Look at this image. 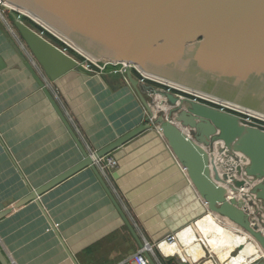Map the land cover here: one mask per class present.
Segmentation results:
<instances>
[{
  "label": "water",
  "instance_id": "water-1",
  "mask_svg": "<svg viewBox=\"0 0 264 264\" xmlns=\"http://www.w3.org/2000/svg\"><path fill=\"white\" fill-rule=\"evenodd\" d=\"M6 2L32 15L41 27L84 58L80 61L11 13L14 27L49 81L57 82L75 70L91 73L84 64L88 58L125 63L146 79H137L132 71L127 73L129 85L145 108V122L98 151L97 159L146 130L156 129L206 211L240 227L264 253V234L260 231V225L264 226V124L249 119L264 123V0ZM39 82L77 141L83 160L30 192L15 208L39 201L88 167L110 193L93 158L77 140L44 83ZM145 95L158 99L156 111L151 106L154 101H147ZM241 162L243 166L236 164ZM117 208L139 248H143L145 243ZM9 213L1 212L0 220ZM145 257L156 264L149 253ZM0 264H11L1 251ZM249 264H264V255Z\"/></svg>",
  "mask_w": 264,
  "mask_h": 264
},
{
  "label": "crops",
  "instance_id": "crops-1",
  "mask_svg": "<svg viewBox=\"0 0 264 264\" xmlns=\"http://www.w3.org/2000/svg\"><path fill=\"white\" fill-rule=\"evenodd\" d=\"M91 154L142 125L146 111L128 81L112 72L72 71L51 82L31 53L0 23V251L11 264H118L143 243L156 244L207 213L167 142L152 128L111 155L117 167L85 168L39 198L15 208ZM151 105L156 111L158 99ZM218 222V221H217ZM219 223V222H218ZM226 229L238 232L219 223ZM180 243L184 237L180 235ZM182 244V245H183ZM171 257L177 247L159 246ZM238 250V249H237ZM74 258V260H73ZM247 258L241 264L247 262Z\"/></svg>",
  "mask_w": 264,
  "mask_h": 264
},
{
  "label": "rangeland",
  "instance_id": "rangeland-1",
  "mask_svg": "<svg viewBox=\"0 0 264 264\" xmlns=\"http://www.w3.org/2000/svg\"><path fill=\"white\" fill-rule=\"evenodd\" d=\"M0 23L4 26L7 23L11 26L13 25V21L9 9H7L5 12V18L0 19ZM74 56L77 57V55L75 54ZM163 109H166V106L163 105ZM201 217H208V216H206L205 214ZM206 226L208 227L209 230L208 235H202V236L205 242L208 244L207 246L210 247L213 255L211 256V254L208 253V249L204 247L206 250V257L201 259L198 264H203V262L207 261L208 259L212 260L214 264H241L247 258H251L258 253L256 247L252 242L248 241L241 234L233 233L230 230L220 226L219 224L214 222L211 218H208V220H206ZM169 237L174 238L175 236L173 234L170 235ZM210 241L215 245V248L212 246ZM152 246H153V251L155 252H152L151 256L153 257L155 262H156V258H159L163 264H184L182 263L181 259L178 257H168V258L163 257L161 253L157 250L156 244L154 243ZM237 249L239 250L238 252H236ZM230 251H234L237 254L229 253ZM135 252H137L136 249Z\"/></svg>",
  "mask_w": 264,
  "mask_h": 264
},
{
  "label": "built area",
  "instance_id": "built-area-1",
  "mask_svg": "<svg viewBox=\"0 0 264 264\" xmlns=\"http://www.w3.org/2000/svg\"><path fill=\"white\" fill-rule=\"evenodd\" d=\"M9 9L10 10V14L11 13H16L19 18L21 20H23L24 18H28L30 21H32L34 24H36L37 26H39L42 31H40L49 41H52L50 37L55 38L50 32H48L46 29H44L43 27H41L36 20H34V18L27 16L26 13H23L22 11H19L13 7H10L7 5L6 0H0V19H4L5 18V12L6 10ZM6 22V20H5ZM5 27L12 33L13 36H15L20 43L27 49L26 45L24 44L23 40L21 39L20 35L18 34L16 28L14 27V25H9L8 23L5 25ZM46 33L49 35V37L46 35ZM56 40H58L57 38H55ZM59 41V40H58ZM62 43V42H61ZM63 44V43H62ZM64 45V44H63ZM65 47L69 48L68 46L65 45ZM67 48H63L66 50V52H68ZM70 49V48H69ZM28 50V49H27ZM29 51V50H28ZM69 53V52H68ZM70 54V53H69ZM85 66L91 71V73H95V74H103L107 71L115 73V74H119L121 75L125 81H127V73L129 71H136L138 74L139 71L130 65H127L125 63L123 64H117V63H112V62H108V61H104V62H96V61H92V60H85L84 62ZM142 81H145L144 78L142 77L141 79ZM208 103V102H207ZM210 104V103H209ZM250 120L254 121V122H258L261 124H264L263 122L254 119L252 117H249ZM97 153V152H96ZM96 153L92 152L91 154H89L92 158H93V164L95 165L96 168H100L101 172L103 173V175L106 177L107 176V171L108 170H113L117 167V161L115 160V158L109 154L107 156H104L102 158L97 159L96 158ZM240 165H244V162L241 163ZM238 179H244L243 176L239 177ZM174 238L171 237H167L165 240L168 242H171ZM156 247H157V243H156ZM158 251L159 247H157ZM153 251V246L149 243L145 242V246L143 248H139L137 250V252H135L133 255L128 256L126 259H124L122 262L118 263V264H150L149 261L146 259L145 257V253H149L151 255ZM161 253V252H160ZM161 255L165 258H168V256H165L161 253ZM152 257V256H151ZM153 258V257H152ZM154 260V259H153ZM155 261V260H154ZM182 263L184 264H189V262L183 261L181 260ZM156 262L158 264H163L161 262V260L159 258H156ZM155 262V263H156ZM156 263V264H157ZM197 264V263H196Z\"/></svg>",
  "mask_w": 264,
  "mask_h": 264
},
{
  "label": "bare ground",
  "instance_id": "bare-ground-1",
  "mask_svg": "<svg viewBox=\"0 0 264 264\" xmlns=\"http://www.w3.org/2000/svg\"><path fill=\"white\" fill-rule=\"evenodd\" d=\"M7 5L17 9V7L12 6L9 3H7ZM17 10L28 14L27 12H25V11H23L21 9H17ZM30 16L33 17L32 15H30ZM89 60H92V59H89ZM92 61H94V60H92ZM162 108H163V106H162ZM252 113L254 114V112H252ZM236 164L240 165V163H236ZM235 176L237 178L241 177V175H237V174H235ZM248 191L246 190V192H248ZM255 203H256V206L259 209H261V204L259 202H257V201H255ZM250 210L252 211V209H250ZM261 211H262V216L264 218V210H261ZM206 216H208V217H200L198 221H195V222L185 226L181 230L177 231L174 234L175 237H174V239L171 242H168L165 239L159 241L157 243V247H159L160 244L163 241L167 242L171 246L177 247V250L172 254L171 257H178V258H180L183 261H186V262H189V263H192V264H196V263L198 264L201 259L206 257L205 248L208 249V253H210L211 256L213 255L210 247L207 246L208 244L205 242V240H204V238L202 236L203 234L201 232L202 231L201 224L204 223V225L206 226V220H208V218H211L217 224L221 223V224L226 225V226H228V227H230L232 229L237 230L238 232L233 231V230H230V231L233 232V233L241 234L244 238H246L248 241H250V242H252L254 244V246L256 247L258 253L255 256H253L251 260L248 259L247 262L244 263V264H249L251 261H254L257 258H261L264 255V253L262 254L261 248L259 247L258 243H256V241H254L252 238H250V236L245 231H243L240 227L236 226L235 224L230 222L228 219H225L223 217H219L218 215H213V214H211L209 212L206 213ZM263 221H264V219H263ZM260 231L264 234V226L260 225ZM180 235L184 237V241H183L184 244L182 243L183 245L179 241ZM238 251L239 250H236V252H238ZM236 252H234V253H236ZM203 264H214V262L212 260L208 259L207 261L203 262Z\"/></svg>",
  "mask_w": 264,
  "mask_h": 264
},
{
  "label": "trees",
  "instance_id": "trees-1",
  "mask_svg": "<svg viewBox=\"0 0 264 264\" xmlns=\"http://www.w3.org/2000/svg\"><path fill=\"white\" fill-rule=\"evenodd\" d=\"M23 21H25L28 25H30V26H32V27H34L35 29H37L38 31H42V29L39 27V26H37L36 24H34L32 21H30L28 18H24L23 19ZM46 35L49 37V35L46 33ZM51 38V40H52V42L53 43H55V44H57L58 46H60L61 48H67V47H65V45H63L60 41H58V40H56L55 38H53V37H50ZM67 50H68V52H70V54H72V55H77V58L80 60V61H84V58H82L81 56H79L77 53H75V51H73L72 49H69V48H67ZM132 73H133V75L137 78V79H139V80H141L142 79V77L140 76V74H138L136 71H132ZM154 85H156V86H159V87H162L161 85H158V84H154ZM176 93H180V92H178V91H175ZM181 94V93H180ZM212 105V104H211ZM201 229H202V234L203 235H208V232H209V230H208V227L207 226H205L204 225V223H202L201 224ZM211 242V241H210ZM211 244H212V246L215 248V245L211 242ZM229 253H234V251H230ZM222 256V255H221ZM223 257V256H222Z\"/></svg>",
  "mask_w": 264,
  "mask_h": 264
},
{
  "label": "flooded vegetation",
  "instance_id": "flooded-vegetation-1",
  "mask_svg": "<svg viewBox=\"0 0 264 264\" xmlns=\"http://www.w3.org/2000/svg\"><path fill=\"white\" fill-rule=\"evenodd\" d=\"M262 254H263V252H262Z\"/></svg>",
  "mask_w": 264,
  "mask_h": 264
}]
</instances>
